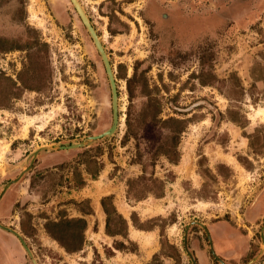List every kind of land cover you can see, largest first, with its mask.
<instances>
[{
	"label": "rangeland",
	"instance_id": "obj_1",
	"mask_svg": "<svg viewBox=\"0 0 264 264\" xmlns=\"http://www.w3.org/2000/svg\"><path fill=\"white\" fill-rule=\"evenodd\" d=\"M79 2L114 71L119 124L112 135L91 139L112 124L111 90L72 3L0 0V71L20 88L19 97L9 100L11 84L0 78V104L8 106H0V194L7 185L0 223L21 234L38 264H193L191 257L199 264L200 248L209 264H264V117L253 115L264 108V0ZM32 36V48L18 49ZM201 71L220 79L234 72L244 88L254 85L255 104L248 94L233 101L247 122L224 119L232 101L216 87L202 86L195 77ZM119 73L135 74L129 91ZM148 92L158 102H148ZM224 92L237 97L229 86ZM159 108L162 119L192 118L180 138V159L155 162V176L166 181L164 196L128 199L127 179L142 173L136 161L147 163L166 131L150 121ZM127 115L136 137L125 136ZM72 142L84 145L58 148ZM41 145L48 147L28 158ZM89 155L103 165L96 179L84 169ZM75 167L87 178L85 190L73 187ZM108 192L129 221L131 241L100 230L102 211L95 202ZM84 198L94 213L85 216L83 249L68 253L46 234L44 223L61 211L81 216L70 200ZM132 213L142 229L132 225ZM22 220L32 227L27 235ZM222 225L239 251L215 248L211 232ZM132 230L152 234L155 244L144 246ZM11 236L17 243H1L0 264H33ZM114 240L127 248L116 249Z\"/></svg>",
	"mask_w": 264,
	"mask_h": 264
},
{
	"label": "trees",
	"instance_id": "obj_2",
	"mask_svg": "<svg viewBox=\"0 0 264 264\" xmlns=\"http://www.w3.org/2000/svg\"><path fill=\"white\" fill-rule=\"evenodd\" d=\"M34 33L35 30H32ZM36 37L32 36L31 41L25 42L23 45L18 46V49H26L32 48L34 44H36ZM1 51V49H0ZM212 76L213 80H208L206 76ZM119 78L126 79L128 91L130 89V84L135 78V74L131 77H127L124 73L118 74ZM199 83L202 86H213L216 87L221 94H225L226 97L232 102H230L229 107L227 108V115H223L224 119L230 120L236 124L241 125L243 122H247L245 115L241 112V107L238 105H234L233 101L241 102L245 96L248 94L250 99L255 104V98L253 97V88H244L240 79L234 72L230 73L227 78H217L214 74L201 71L200 74L195 76ZM0 78L7 80L11 84V89L9 93L5 95L6 98L13 99L18 98L19 87L16 86L17 82L12 78L5 76L3 72L0 71ZM217 83H222L223 85H218ZM230 83V85L228 84ZM236 93L237 97L228 96L227 93L224 92V88L228 87ZM152 94L148 92L146 94L148 98V102L153 104V101H157L156 98H152ZM158 102V101H157ZM1 107L7 108L8 106L0 104ZM160 108L155 110L150 117V121L159 125L162 128L166 129L163 134V137L159 140L157 145L155 146L153 152L151 153L148 162L141 161L139 158L136 162L142 165V173L135 178H128L126 181L127 190L126 196L128 199L141 200L146 198L149 195H152L156 198H160L164 196V189L166 185V181L161 179L160 177L155 176L154 174V165L158 157L163 156L169 163L177 164L180 159V152L178 150V145L180 142V138L182 133L186 130L188 123L192 120V118H177L174 116H168L165 119L159 118L158 113L160 112ZM126 126L127 132L125 136L133 135L136 137V134H132V128L130 123L129 115L126 117ZM244 126V125H243ZM85 165V172L89 174L92 179H96L99 172L102 170L103 165L99 162L95 157L88 156L83 162ZM59 165L58 167H61ZM151 168L148 171V168ZM221 167L222 166L221 164ZM72 179H73V187L76 189L83 188L86 185V180L83 177L82 173L78 168H74L72 171ZM75 204L76 209L80 212L81 216L78 217H68L64 213V211L60 212L59 218L57 220L48 219L44 223V229L46 234L55 240L64 250L68 253L78 252L83 249L85 242L84 232L87 229V220L85 218L86 215H92L94 213L93 208L90 205V200L88 198H84L81 201L70 200ZM100 204L102 210L105 213V228L104 232L109 236H122L123 238H128V229H129V221L124 218L120 213L117 212L116 207L113 203V196L107 195L103 196L100 199ZM25 216L31 217V215L25 212ZM132 225L138 229H142V225L138 222L137 216L132 213L131 217ZM27 226L25 221H21V228L24 234L27 235ZM32 228V227H31ZM162 245L164 242L162 241ZM170 246V245H169ZM114 247L116 249L125 250L127 247L122 241L114 240ZM172 247V246H170ZM133 251V250H132Z\"/></svg>",
	"mask_w": 264,
	"mask_h": 264
},
{
	"label": "water",
	"instance_id": "obj_3",
	"mask_svg": "<svg viewBox=\"0 0 264 264\" xmlns=\"http://www.w3.org/2000/svg\"><path fill=\"white\" fill-rule=\"evenodd\" d=\"M76 13L78 14L81 22L83 23V25L85 26L89 36L91 37L98 53L100 54L101 56V59H102V62H103V65H104V68H105V72H106V75H107V78H108V82H109V85H110V90H111V106H112V110H113V121H112V124L110 126V128H108L106 131L100 133V134H97V135H94V136H91V139H100L102 137H106V136H110L113 134V132L116 130L118 124H119V115H118V90H117V87H116V82H115V76H114V71L112 69V65L110 64L109 62V59H108V56L103 48V45L95 31V29L93 28L89 18L87 17L86 13L84 12L79 0H69ZM84 145V142H72L71 144H68V145H63V146H58L59 149H72V148H76V147H80V146H83ZM48 145H41L39 146L38 148L34 149L30 154H29V157L28 158H31L32 160L38 155V153L47 148ZM7 188V185L4 186L3 188V192L6 190ZM3 192L0 194V197L1 195L3 194ZM0 228L3 229V230H6V231H9L11 232L12 234H14L18 240L20 241V243L22 244V246L24 247V249L26 250V252L28 253L29 257L31 258L33 264H38L35 257L33 256L32 254V251L31 249L27 246L24 238L21 236V234L19 232H17L15 229H12L8 226H5L3 225L2 223H0ZM208 234V232H207ZM209 235V234H208ZM186 244V242L184 243ZM187 250V248H186ZM188 252V250H187ZM212 254L214 257H217L216 254L214 253V251L212 250ZM191 260L193 262V264H196L194 259L191 257Z\"/></svg>",
	"mask_w": 264,
	"mask_h": 264
},
{
	"label": "crops",
	"instance_id": "obj_4",
	"mask_svg": "<svg viewBox=\"0 0 264 264\" xmlns=\"http://www.w3.org/2000/svg\"><path fill=\"white\" fill-rule=\"evenodd\" d=\"M57 157H59L60 160H62V156L61 155H58ZM57 160L59 161V159H57ZM184 160H186L185 163L183 162L184 163V167H185V169H187L188 168V165L190 163V159H184ZM85 179L87 180V178H85ZM85 186H87V184ZM84 187L82 188L83 190H85ZM111 193H113V192H108V193L102 194V195H109V194L111 195ZM88 195L89 194L87 192H84V196L83 197H89ZM99 204H100V202H98V200H96L95 206L98 207V209L100 211H102V214L100 213V215L102 216V218L100 219V222L101 223H100V226L99 227H100V230L104 233V228H105V213L102 210L101 204H100V207H99ZM92 207H93V209H95L94 206H92ZM153 208L156 209L157 207L154 206ZM122 215H124V214H122ZM87 216H89V215H87ZM211 233H212V237H213L214 246L218 250V252H220V251H222L224 249H228L227 251H229V253L232 252L233 249H234L235 252L236 251H239L238 248H234V245H233L234 244V241L232 239V236L227 233L224 225L219 226L218 228L214 229ZM11 234H10V232L5 231V230H2V232L0 231V245H1V243H4V244L8 245L9 248H10V244L15 245L17 243L16 242V238H14L13 236H11ZM104 234L107 235L106 233H104ZM107 236H109V235H107ZM110 237L114 238L115 236H110ZM120 237H122V236H120ZM218 239L220 241V243H219L220 248H218L217 245H216V240H218ZM123 240H125V241H131L129 239V237L126 238V239L123 238ZM154 244L155 243L150 244V245H147L146 247L152 248V246ZM196 256L199 259V264H209L208 258H207V254H206V251L205 250H203L201 248L198 249V252L196 253Z\"/></svg>",
	"mask_w": 264,
	"mask_h": 264
},
{
	"label": "bare ground",
	"instance_id": "obj_5",
	"mask_svg": "<svg viewBox=\"0 0 264 264\" xmlns=\"http://www.w3.org/2000/svg\"><path fill=\"white\" fill-rule=\"evenodd\" d=\"M253 115H254V116H261V117L263 118V117H264V108H263V107H259V108H257V109L254 111ZM26 132H27V128L25 127V128H24V133H26ZM185 159H186V158H185ZM151 202H153L152 199H151ZM151 205H154V206H155L154 203H153V204H150V206H151ZM125 209L129 210L128 207H125ZM144 211L147 212L146 209H144ZM132 235H133L135 238H139V239H141L142 242H143V245H144V246H147V245H150V244L155 243V241H154V239H153V237H152V234H150V233H143V232H141V231H139V230H132Z\"/></svg>",
	"mask_w": 264,
	"mask_h": 264
},
{
	"label": "flooded vegetation",
	"instance_id": "obj_6",
	"mask_svg": "<svg viewBox=\"0 0 264 264\" xmlns=\"http://www.w3.org/2000/svg\"><path fill=\"white\" fill-rule=\"evenodd\" d=\"M177 20H178V19H177ZM219 243H220L219 239H218V240H216V245H217V247H218V248H220V245H219ZM4 248H5L4 250H6V246H5Z\"/></svg>",
	"mask_w": 264,
	"mask_h": 264
}]
</instances>
